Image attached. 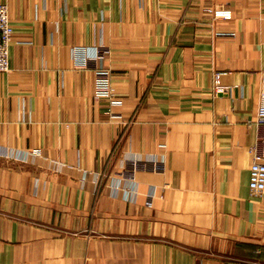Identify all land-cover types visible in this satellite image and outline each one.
Instances as JSON below:
<instances>
[{"label":"crops","instance_id":"1","mask_svg":"<svg viewBox=\"0 0 264 264\" xmlns=\"http://www.w3.org/2000/svg\"><path fill=\"white\" fill-rule=\"evenodd\" d=\"M0 1V264H264V0ZM95 62L121 103L94 97Z\"/></svg>","mask_w":264,"mask_h":264},{"label":"built area","instance_id":"2","mask_svg":"<svg viewBox=\"0 0 264 264\" xmlns=\"http://www.w3.org/2000/svg\"><path fill=\"white\" fill-rule=\"evenodd\" d=\"M206 10L215 18H221L224 20L233 19V11L227 6H212L208 7ZM13 32L14 29L11 24L8 5L0 1V72H7L10 70V44L13 39ZM107 53V49L99 48L96 50L93 59L100 61L105 58ZM75 55L77 65L79 67H88L90 58L88 59L83 51H78ZM91 67H93L94 70V97L96 99L108 98L113 104L121 103V101L117 100L115 97L110 69L104 65L99 66L97 62H95ZM221 74V72H217L215 74V90L217 91L225 90V88L220 85L219 79ZM249 124L257 126L259 132L257 137L258 139L250 147V151L252 152V163L250 166L249 176V188L251 194L258 195L264 192V83L260 92V99L256 113L254 117L250 118ZM136 158H139V156ZM139 160L140 159L134 160L133 169L127 176L133 178L134 169L136 168ZM146 162L155 163L156 160ZM105 175L106 174L104 173L103 177H105Z\"/></svg>","mask_w":264,"mask_h":264},{"label":"rangeland","instance_id":"3","mask_svg":"<svg viewBox=\"0 0 264 264\" xmlns=\"http://www.w3.org/2000/svg\"><path fill=\"white\" fill-rule=\"evenodd\" d=\"M215 6V5H214ZM212 7V6H211ZM207 9V8H206ZM205 9V12H206V14H208V15H210L211 16V18H212V20H224V19H221V18H215L213 15H211V13L210 12H208L207 10ZM216 34L217 35H227V33L226 32H219V31H217L216 32ZM118 116H120L119 114H118ZM104 176V173L101 175V177H103ZM105 177H106V175H105Z\"/></svg>","mask_w":264,"mask_h":264}]
</instances>
